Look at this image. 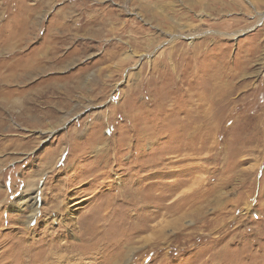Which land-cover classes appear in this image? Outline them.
<instances>
[{
	"label": "rangeland",
	"instance_id": "374dc122",
	"mask_svg": "<svg viewBox=\"0 0 264 264\" xmlns=\"http://www.w3.org/2000/svg\"><path fill=\"white\" fill-rule=\"evenodd\" d=\"M0 264H264V0H0Z\"/></svg>",
	"mask_w": 264,
	"mask_h": 264
},
{
	"label": "bare ground",
	"instance_id": "6f19581e",
	"mask_svg": "<svg viewBox=\"0 0 264 264\" xmlns=\"http://www.w3.org/2000/svg\"><path fill=\"white\" fill-rule=\"evenodd\" d=\"M28 195H29V194H25V195H23V199H25V201L21 203V204L23 205V207L27 206L28 201H31V198H30V196H28ZM33 198H34V197H33ZM33 198H32V200H33Z\"/></svg>",
	"mask_w": 264,
	"mask_h": 264
}]
</instances>
